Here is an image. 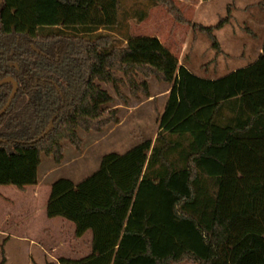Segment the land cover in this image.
Returning a JSON list of instances; mask_svg holds the SVG:
<instances>
[{"label": "trees", "instance_id": "obj_1", "mask_svg": "<svg viewBox=\"0 0 264 264\" xmlns=\"http://www.w3.org/2000/svg\"><path fill=\"white\" fill-rule=\"evenodd\" d=\"M123 1L0 0V80L18 84L0 117V186L36 185L42 156L59 164L63 142L79 148L80 130L118 124L102 84L148 97L139 74L179 79L181 108L171 91L170 121L154 141L104 155L78 184L51 183L47 218L72 223L75 239L92 235L88 256L57 264H264V42L247 67L191 81L158 38L129 34L128 20L140 23L154 7L189 25L176 5ZM229 19L190 25L218 52L214 31ZM11 90L0 87V110Z\"/></svg>", "mask_w": 264, "mask_h": 264}, {"label": "rangeland", "instance_id": "obj_2", "mask_svg": "<svg viewBox=\"0 0 264 264\" xmlns=\"http://www.w3.org/2000/svg\"><path fill=\"white\" fill-rule=\"evenodd\" d=\"M123 2L126 5L130 4L129 0H124ZM172 2L190 24L198 25L200 23L203 24V22L216 24L225 17L222 15L224 12L222 10L223 6L228 4L248 5V15L257 11H264V0H215L209 4L211 13L208 17H204L205 8L194 11L186 9V12L182 4ZM143 3L145 2L143 1ZM260 13L264 17L262 11ZM215 14L216 17H214ZM240 18L241 16L238 17V19ZM245 20L246 23L244 25L239 24L240 20L234 24L237 30L232 37L233 44L236 47L235 53H244V57L241 59L238 56L231 58L236 64H248L251 62L250 58L252 55L247 46L252 40L257 43L262 31L260 26L258 28L252 26L250 18H245ZM260 21H263L262 18H260ZM190 24L185 25L174 22L172 16L163 7L148 8L147 17L140 23L136 22L135 19L128 20L129 34L131 36L133 34H145V36L160 38L161 42L177 57L180 67L183 68L187 77L191 78V81L194 79L203 80L201 77L204 76L211 78L215 74L214 64L217 67L216 72L218 70L223 71V62L227 61V56L225 54L221 56L220 49L218 52L214 50L211 47L208 36L198 29H192ZM176 25L180 27L177 31L175 30ZM251 31L255 34V38L251 36ZM137 81H146L148 97L141 91L135 95L132 94L127 85L121 87V96H119L111 85L102 84V88L112 96V102L109 106L110 108H117L119 123L106 127L100 133L80 130L78 132L80 138L79 148L76 149L75 146L70 145L68 142H63V158L59 164H55L51 157L42 156L41 165L38 168V178L42 181V185L49 184L60 178L69 179L73 183L78 184L98 170L104 155L109 153L124 154L145 140L154 141L159 128L170 121V116L165 114V107L171 91L176 99L177 109L180 110L181 108V101L178 100L180 82L177 79L174 85H168L153 77L145 78L140 74L137 77ZM50 169H54V172L50 176H46L47 171ZM10 196L9 199H4V196L0 197L2 216H5L7 205L11 204L16 208V202L11 200ZM17 208L20 209L19 207ZM68 233L69 236L66 239L65 236L63 238L65 243L59 235L56 236L54 241L34 243V249H39L42 246L46 253L44 259H39L40 264H57L61 256L68 255V257H72V250L77 248L81 251L85 250L86 238H84L83 242H77L72 231L69 230ZM52 246L55 247L54 252L49 249ZM23 248V264H27L28 243H23ZM21 249L22 243L16 241L6 242V240L0 239V264H6V256L11 261H18L17 254L18 250L22 251ZM35 253L31 255L32 264H36L32 258L36 256ZM49 253H51L52 258L48 256ZM15 261L13 264L17 263ZM20 261H22V258H20ZM180 264L189 263L182 262Z\"/></svg>", "mask_w": 264, "mask_h": 264}, {"label": "crops", "instance_id": "obj_3", "mask_svg": "<svg viewBox=\"0 0 264 264\" xmlns=\"http://www.w3.org/2000/svg\"><path fill=\"white\" fill-rule=\"evenodd\" d=\"M176 3L182 4L183 8L190 11L194 10H200L201 8H205V14L204 17H208V15L211 13L209 7V4L214 2L215 0H172ZM248 5L240 4V5H233L228 4L223 6V14L226 16L227 13L230 14V19L227 24H225L222 28L215 30L214 35L216 37V40L218 42L219 48L221 50V56L222 54H225L227 56V61L223 62V71L218 70L217 67L214 64V71L215 74H213V77H201L204 81H218L220 79H223L227 77L228 75L234 73L236 70L247 67L248 65L254 63L258 57L260 56L262 52V45L264 42V17H262L260 12L262 11L264 15V11H257L254 14L248 15ZM187 12V11H186ZM185 12V13H186ZM238 19V17H240ZM216 17V14L215 16ZM245 18L251 19L252 26H256L257 28L260 26L262 31L260 35V39L256 42L252 40L250 44L247 46V49L250 50L252 57L250 58V63H240L236 64L232 61V57H244V53L240 52L239 54L235 53V44H233L232 37L236 34V29L234 27V24L238 23L244 25L246 23ZM260 18H262V22L260 21ZM208 20V18H206ZM209 21V20H208ZM144 24V23H143ZM199 25H202L204 27L213 26L214 24H208L207 22L200 23ZM179 26L176 25L175 30H179ZM238 28V25H237ZM251 36L255 38V34L251 31ZM139 36H145L140 34H133V37H139ZM147 37H154V36H147ZM157 38V37H156ZM158 40L161 42L160 38ZM162 43V42H161ZM163 44V43H162ZM244 47V46H243ZM166 48L169 50V48L166 46ZM244 49V48H242ZM170 51V50H169ZM171 52V51H170ZM172 53V52H171ZM173 54V53H172ZM174 55V54H173ZM175 56V55H174ZM230 62V63H228ZM229 68V69H227ZM54 172V169H50L47 171L46 176H50ZM52 182L46 185H42V181L40 178H38V183L33 186H26L23 190H18L14 186H0V197L4 196V199H10L15 200L16 202V208H14L13 205H7L5 216H2L1 214V208H0V239L6 240V242L10 241H16L18 243H22V251L18 250L17 259L18 261H15L16 264H23V243H28V250L26 262L27 264H32L33 261L31 259V255L35 253L36 256H33V260L36 264L39 263V259H44L45 251L44 249L39 247V249H34V243H40L43 241H54L56 239V236L62 237L61 240L65 243L63 240L64 236L65 239L67 236H69L68 231H72V234L74 236V225L70 223L69 221L62 219V218H47L46 216V202L49 195L50 185ZM19 207L20 209H18ZM90 234V235H89ZM73 238V237H72ZM84 238H86L85 243V250L81 251L78 248L75 250H72L71 256L68 257V255L61 256L60 258L65 259H79L88 256L91 253V240L92 235L90 231H87L81 238L76 239L77 242H83ZM75 241V242H76ZM50 251H55V247L52 246L49 248ZM83 253V254H82ZM50 258H52L51 253L48 254ZM20 258H22V261H20ZM7 262L6 264H13L14 261H11L10 258L6 256Z\"/></svg>", "mask_w": 264, "mask_h": 264}, {"label": "water", "instance_id": "obj_4", "mask_svg": "<svg viewBox=\"0 0 264 264\" xmlns=\"http://www.w3.org/2000/svg\"><path fill=\"white\" fill-rule=\"evenodd\" d=\"M36 53L37 54H40L39 51H36ZM7 84H10L12 86V90H11V93H10V95H9V97H8L5 105L0 110V117L2 115H4V113L8 110V108L10 107V105L12 103V100L14 99L15 95L18 92V84H17V82L12 77H6V78L0 80V87H2L4 85H7ZM52 128H53V120H51L49 122V124L47 125L46 129L42 132L40 138H43L46 135H48L51 132Z\"/></svg>", "mask_w": 264, "mask_h": 264}]
</instances>
